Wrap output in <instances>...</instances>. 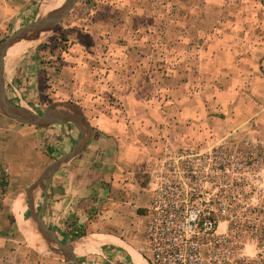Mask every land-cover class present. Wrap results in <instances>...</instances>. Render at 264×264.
I'll return each mask as SVG.
<instances>
[{
	"label": "rangeland",
	"instance_id": "obj_1",
	"mask_svg": "<svg viewBox=\"0 0 264 264\" xmlns=\"http://www.w3.org/2000/svg\"><path fill=\"white\" fill-rule=\"evenodd\" d=\"M54 2L58 8L64 0ZM41 7L44 11V1ZM10 30L0 32V42L16 29ZM18 44L24 47L14 58L7 57L10 64L18 66L37 52L40 66L56 71V77L46 79L41 106L27 107L37 113L53 104L79 103L88 104L92 117L109 113L128 94L116 92L117 72L124 78L128 72L124 80L134 85L145 84L152 103H159V97L204 102L197 106L199 114L211 118L207 124L186 125L193 134L181 148L226 146L231 154L226 160V233L245 244L248 258L264 264V0H78L52 30ZM64 63H75V71L62 74ZM0 123L6 124L0 130L4 145L16 148L23 138L33 145L26 163L19 165L23 178L13 182V194L8 172L0 197V245L34 249L39 241L28 227L32 219L25 185L34 176L32 169L46 164L59 128L23 126L1 113ZM4 154L7 161L14 158ZM3 167L9 171L12 164L0 161ZM153 177L147 174L148 183ZM17 200L22 201L19 211ZM42 200V192L35 191L33 209ZM143 228L135 229L138 237Z\"/></svg>",
	"mask_w": 264,
	"mask_h": 264
},
{
	"label": "crops",
	"instance_id": "obj_2",
	"mask_svg": "<svg viewBox=\"0 0 264 264\" xmlns=\"http://www.w3.org/2000/svg\"><path fill=\"white\" fill-rule=\"evenodd\" d=\"M43 1L0 0V32L13 31L36 19ZM54 6L57 9V3ZM36 53L18 66L14 61L10 64L7 56L4 58L7 96L24 107L41 106L46 79L56 77L51 67L40 66ZM71 64H63L62 74L75 71V63ZM117 73L120 79L116 92L126 91L127 97L122 99L123 103L112 104L109 113L93 117L88 115L87 103L77 104L88 123L86 143L54 174L46 192L42 219L61 241L66 239L76 264H149L142 242L144 233L142 237L135 233V229L145 226L144 214L153 190V180L148 183L147 174L154 175L163 158L161 147L176 149L189 144L191 131L186 125L207 124L211 118L199 114L202 101L172 102L159 97V103H152L145 84L125 81L129 78L128 72L127 78L122 72ZM139 92L142 96H138ZM5 126L0 123V130ZM73 126L53 125L59 128V133L51 139L53 144L48 149L47 160L68 152L71 143L81 137L80 129ZM17 140L15 148L4 145L5 139L0 137V161L12 164L9 167L11 194L16 187L13 182L23 178L19 165L26 163L27 151L33 146L30 139ZM3 149L4 153H13L14 158L7 161ZM47 160L45 165L32 169L34 176L25 186L29 188L39 179L50 163ZM13 201L9 198L6 203L10 214H13ZM79 233L82 236L73 238ZM0 264L72 263L60 251L39 241L34 249L19 244L0 245Z\"/></svg>",
	"mask_w": 264,
	"mask_h": 264
},
{
	"label": "built area",
	"instance_id": "obj_3",
	"mask_svg": "<svg viewBox=\"0 0 264 264\" xmlns=\"http://www.w3.org/2000/svg\"><path fill=\"white\" fill-rule=\"evenodd\" d=\"M226 146L163 149L144 226L149 264H260L226 233ZM8 169H0V197Z\"/></svg>",
	"mask_w": 264,
	"mask_h": 264
},
{
	"label": "water",
	"instance_id": "obj_4",
	"mask_svg": "<svg viewBox=\"0 0 264 264\" xmlns=\"http://www.w3.org/2000/svg\"><path fill=\"white\" fill-rule=\"evenodd\" d=\"M77 1L78 0H64L62 5L57 9L16 29L0 42V113L7 119L23 126L45 128L53 125L73 124L81 131V137L73 143L71 149L49 163L42 171L39 179L26 190L25 194L26 200L28 201L27 208L30 212L31 221L34 222L45 245L58 248L62 255L72 264H76V258L72 250L66 242H62L54 231L44 223L42 213L46 206L45 197L47 188L54 174L61 166L74 158L86 143L85 129L88 126L87 119L79 107L73 104H65L62 108L54 104L49 105L43 111L37 113L15 103L7 96L3 80V67L7 51L13 45L23 40L36 39L41 33L52 30L68 16ZM36 189H39L43 195V201L37 210L33 209L32 203L33 193Z\"/></svg>",
	"mask_w": 264,
	"mask_h": 264
},
{
	"label": "bare ground",
	"instance_id": "obj_5",
	"mask_svg": "<svg viewBox=\"0 0 264 264\" xmlns=\"http://www.w3.org/2000/svg\"><path fill=\"white\" fill-rule=\"evenodd\" d=\"M53 10H55V6H54V0H44V11H43V9L41 8L40 9V16H44L45 14H47L48 12H51V11H53ZM37 17V16H36ZM23 47H24V44H18V45H14V46H12L9 50H8V52H7V54H6V56L7 57H9V58H14L16 55H17V53L18 52H20V51H22V49H23ZM5 72V71H4ZM5 78V77H4ZM35 191H37V193H39V189H36ZM16 208L19 210V209H21V206H22V202H20V201H16ZM16 209V210H17ZM28 227L30 228V230L33 232V237L34 238H37V239H39V241H43L42 240V238H41V236L39 235V232L37 231V229H36V226L34 225V222L33 221H28ZM35 233L37 234V235H35ZM86 256V255H85Z\"/></svg>",
	"mask_w": 264,
	"mask_h": 264
},
{
	"label": "trees",
	"instance_id": "obj_6",
	"mask_svg": "<svg viewBox=\"0 0 264 264\" xmlns=\"http://www.w3.org/2000/svg\"><path fill=\"white\" fill-rule=\"evenodd\" d=\"M80 236H82V234H77V235H75L73 238H78V237H80ZM66 241V239L64 238V239H62V242H65Z\"/></svg>",
	"mask_w": 264,
	"mask_h": 264
}]
</instances>
